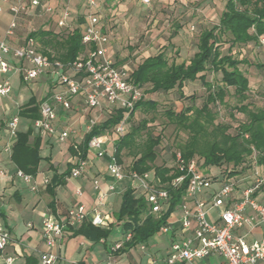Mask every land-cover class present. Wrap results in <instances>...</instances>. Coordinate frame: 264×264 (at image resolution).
<instances>
[{"label":"built area","instance_id":"1","mask_svg":"<svg viewBox=\"0 0 264 264\" xmlns=\"http://www.w3.org/2000/svg\"><path fill=\"white\" fill-rule=\"evenodd\" d=\"M141 5L152 7L158 0H137ZM86 15L81 27L83 43L89 47L85 57L78 58L67 68L59 61H51L37 49L33 38L25 37L18 42L17 30L25 16L57 17L55 26L60 31L72 29L73 15L68 5L52 6L45 0H0V15L7 10L11 20L0 38V98H7L12 93V76H17L27 86L42 77L49 79L61 88L40 106L41 118L32 123L34 129L48 136H56L59 142H65L70 130L58 132L55 125L56 107L64 111L72 109V99L81 98L83 111L101 110L112 114L115 109L133 110L144 98L142 87L129 80L127 67L118 66L108 56L110 38L104 32L102 12L97 0H84ZM258 45L264 49V35L258 37ZM98 124L97 118H91L88 132ZM128 127L127 117L113 130L115 136H122ZM9 135L7 152H12L13 143L20 130V117L13 115L6 124ZM103 137H94L88 151L97 158H106L108 175L111 178L106 191L100 190L98 182V206H104L109 194L116 191L119 183L128 176L117 161L114 152L108 153L104 147ZM240 178L228 181H216L204 172L202 162L197 158L185 163L181 154H176V164L182 176L173 181L179 186L188 177V188L183 198L180 217L176 223L178 230L170 238L169 250L163 264H264V164L257 163ZM89 159L76 160L71 170L72 178L83 175ZM17 179L30 185L31 191L37 192L38 186L33 177L20 170L14 173ZM129 179L132 186L142 191L150 205L152 214H159L167 207L169 199L167 189L160 186V181L150 173L133 172ZM44 186L49 184L47 179ZM217 185L216 188L213 186ZM217 211L216 216L211 213ZM173 215V214H172ZM90 220L94 226H108L106 218L98 209L88 213L84 206L70 208L63 217L54 213L47 214L42 222V236L48 249L37 264H58L65 235L70 228L82 225ZM162 227L159 233L169 234L174 223ZM11 235L0 226V252L2 264H24L13 254L6 252L11 244ZM132 239L127 233L121 242L111 249L109 264L116 260L115 253L123 247L124 242ZM142 250L146 243L139 245Z\"/></svg>","mask_w":264,"mask_h":264},{"label":"trees","instance_id":"2","mask_svg":"<svg viewBox=\"0 0 264 264\" xmlns=\"http://www.w3.org/2000/svg\"><path fill=\"white\" fill-rule=\"evenodd\" d=\"M34 18L39 28L31 31L27 38L36 41L38 51L51 61H59L66 68L80 57H85L89 47L83 43L82 30L73 22L72 29L65 32L48 28V24L56 21L54 15L42 17L25 16ZM24 17V18H25ZM105 17H103V20ZM104 32L105 29L103 28ZM176 33H174V36ZM264 35V0H227L218 25L211 29L203 30L198 38L197 52L188 62H170L165 52L146 58L132 69L129 80L137 86L145 88L150 86L149 95L170 93L177 90L183 102L179 111L168 107L163 111L168 125H173L179 133L187 135L179 150L184 162L188 163L197 158L202 162V169L210 176L214 168L220 169L219 176L212 177L216 181H228L246 175L255 164L254 156L257 154V163L264 164V109L252 110L248 102L250 96V80L240 69V65L247 64L246 59L235 57L232 50L235 47H246L249 44H258V37ZM224 37H227L224 40ZM224 42H229L227 53L223 52ZM221 74V85L213 84L208 74ZM202 81L206 88L207 96L202 106L197 105L196 94L186 95L184 88L187 83ZM233 89V95L240 103L238 111L246 116V120L233 128L230 124L217 123V111L214 107L223 105ZM146 91V90H145ZM133 110L115 109L103 122L95 125L86 133L82 142L71 153L78 161L87 159L88 147L94 137L113 135L114 128L127 117V131L122 136L114 137V155L122 165L128 177L133 172L139 174L150 173L160 181V186L167 189L169 199L167 207L159 214L151 213L150 205L142 191L133 186H128L121 196L119 210L114 214L117 225H121L125 234L131 233L132 239L126 241L115 255L126 252L129 248L147 243L162 227L169 226V219L181 205L188 188V177L175 187L173 181L186 176V171H181L176 165L168 167L165 164L157 166V149L162 142L161 134L155 136L147 130L149 120H143L135 125L133 120L138 111L144 113L158 110L159 104L145 97ZM46 100L30 97L28 102L18 112L20 118L31 122L27 131H20L12 146L11 161L17 170L32 177L39 173L42 138L34 134L32 123L41 118L40 106ZM152 122H155L153 117ZM4 123L0 120V129ZM147 131V139L136 151V140L142 132ZM151 130V129H150ZM33 138V139H31ZM134 155L130 166H124L123 155ZM73 164L62 176L59 183L48 185V191L54 196V188L64 184L63 180L71 176ZM53 203H50V208ZM113 224L108 227L94 226L91 221H85L79 228H70L71 237L84 236L93 242L107 240L112 233ZM1 255V252H0Z\"/></svg>","mask_w":264,"mask_h":264},{"label":"crops","instance_id":"3","mask_svg":"<svg viewBox=\"0 0 264 264\" xmlns=\"http://www.w3.org/2000/svg\"><path fill=\"white\" fill-rule=\"evenodd\" d=\"M71 1L74 2L70 7L73 19L78 17L79 20H77L81 23L79 26L82 27L84 16L86 15L84 0H53L51 5L56 7L68 5L69 7ZM128 1L133 0H97L102 16L105 17L101 25L107 33L109 32L108 23L106 24L107 17L110 16V20H113L121 9L122 4ZM177 1L183 2L184 0H158L154 7L162 3L174 5ZM10 20L11 17L5 10L0 15V38L4 36ZM111 40L110 38L108 56L118 66L127 67L126 63L121 65L117 59ZM18 42L21 43L22 40L19 39ZM18 80L20 79L18 78ZM36 82H39L38 85L45 91L41 99L35 96L38 100L46 98L45 101H47L54 92L61 89L59 85H55V83L45 77L34 83ZM15 99L16 97L14 96L8 97L10 103L15 101ZM0 104H2L1 101ZM56 113L55 125L58 132L69 129L70 136L65 142H59L56 136H48L34 129V134L40 135L42 138L41 157L43 158L39 166V173L33 177V182L38 186L37 192L31 191L29 184L15 177L14 173L17 169L11 161L12 152L6 151V146L9 143L6 121L3 122L4 126L0 129V226L7 229L12 238L6 252L17 256L20 262L24 264H37L41 255L48 251L42 236V222L47 214L54 213L63 217L70 208L82 205L90 214L95 209H98L106 218L109 226L113 224L114 214L120 207L117 198L122 196L126 189L124 186L120 189L121 183H119L116 191L108 195L105 205L98 206V190L95 189V182H98L100 190L106 191L111 178L108 175L107 159L97 158L88 151L87 158L89 161L83 175L79 178L66 177L63 180L64 184L54 188V196L48 191V185L54 186L59 183L68 170L69 165L75 160L71 153V148H75L82 142L88 132L90 119L97 118L99 124L103 117L111 115L108 112L106 113L105 106L101 110L96 109L84 112L81 98L79 97L72 99V109L70 111H64L57 106ZM29 127L23 129L20 121L19 132L27 131ZM99 137H103V147L108 153H111L115 135L105 134ZM110 147L112 149L108 150ZM45 179L49 181L47 186L43 184ZM50 203H53L52 208H50ZM179 217L180 215L177 216L173 213L169 219V222L174 223L169 234H155L146 243L144 250L139 245L129 248L126 252L118 255L113 264H163L168 254L170 238L179 228V224L176 223ZM71 233V230L67 231L61 248L57 250L60 256L58 264H109L112 247L115 243L121 242L126 235L122 226L121 229L116 230L113 240L110 239V236L106 241L102 240L100 242H93L81 235L71 237ZM2 263L3 260L0 255V264Z\"/></svg>","mask_w":264,"mask_h":264},{"label":"rangeland","instance_id":"4","mask_svg":"<svg viewBox=\"0 0 264 264\" xmlns=\"http://www.w3.org/2000/svg\"><path fill=\"white\" fill-rule=\"evenodd\" d=\"M51 5L53 0H45ZM227 0H184L177 1L174 5L170 3H162L159 6L147 7L141 5L137 1H128L123 3L117 15L110 20L107 17L108 35L112 39V44L116 51L117 59L120 64L126 63L127 69L131 72L132 69L143 62L150 56L157 55L160 52H165L170 62L176 63L188 62L197 52L198 38L203 30L211 29L218 25L220 17L224 11ZM74 4L70 2L69 8ZM77 25L78 17L74 18ZM78 19V20H77ZM34 18H22L20 26L17 30V39H23L34 29L39 28ZM112 25H114L112 27ZM48 28L55 31H60L56 28L55 23L48 24ZM65 32L66 30H62ZM174 33L176 35L174 36ZM227 37H224L226 40ZM223 52L227 53L230 47L229 42H224ZM235 57L246 59L247 64L240 65V69L249 78L250 96L248 102L252 110L264 109V49L258 44H249L246 47H235L232 50ZM210 82L221 85V74H208ZM12 93L9 97H16L15 101L9 102L8 97L0 99V117L2 122H7L13 115H17L18 111L25 105L30 97L36 96L41 99L45 91L38 85L39 82L27 86L18 80L17 76L11 77ZM143 88V87H142ZM150 86L143 88L147 100H155L159 104L158 110L154 112L144 113L138 111L133 120V124L137 125L143 120H149L147 130L153 132L155 136L161 134L162 142L157 149L158 158L155 162L157 166L165 164L168 167L176 166V160L172 156L175 151L179 150V145L183 144L187 135L179 133L174 129L173 125H168L163 111L168 107H173L179 111L182 108L183 102L179 98V93L174 90L170 93H159L149 95ZM146 90V91H145ZM184 92L190 96L196 94L198 96L197 105L202 106L207 91L202 81L198 80L194 83H187ZM233 89H229V95L226 97L225 103L213 108L217 111V123L230 124L233 128L237 127L240 122L246 120V116L238 111L240 103L233 95ZM16 102H18L16 104ZM155 117V122L152 118ZM107 117H103L101 122ZM21 127L26 129L31 124L30 121L20 118ZM28 125V126H27ZM151 129V130H150ZM147 139V131L144 130L142 135L136 140L137 150H140L141 145ZM112 148L110 147L111 150ZM124 166H130L134 160L133 154H128V151L123 155ZM76 161L73 160L72 164ZM204 170V169H203ZM220 169L214 168L210 172V176H219ZM128 176V171H126ZM125 182V183H124ZM124 184V185H123ZM127 188L132 186V183L127 177L119 188ZM214 188L217 185L213 186ZM118 205L121 203V196H118ZM7 201V200H6ZM5 201V202H6ZM11 202V200H10ZM175 215L179 216L180 210H175ZM212 216L217 215V211L211 213ZM121 229V225L117 226V221L114 218L112 233L110 239H114L116 230Z\"/></svg>","mask_w":264,"mask_h":264}]
</instances>
